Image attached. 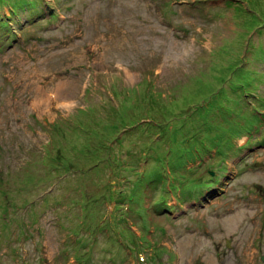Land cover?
<instances>
[{
	"label": "rangeland",
	"instance_id": "obj_1",
	"mask_svg": "<svg viewBox=\"0 0 264 264\" xmlns=\"http://www.w3.org/2000/svg\"><path fill=\"white\" fill-rule=\"evenodd\" d=\"M0 19V264H264V0Z\"/></svg>",
	"mask_w": 264,
	"mask_h": 264
},
{
	"label": "trees",
	"instance_id": "obj_2",
	"mask_svg": "<svg viewBox=\"0 0 264 264\" xmlns=\"http://www.w3.org/2000/svg\"><path fill=\"white\" fill-rule=\"evenodd\" d=\"M29 6V5H28ZM27 5L25 6V7H23V6H19V7H17L18 9H24V8H26V7H28ZM17 10V9H16ZM15 13H17L16 11H15ZM14 15V14H13ZM9 22V19L7 20V19H0V34H1V36H0V40L2 39V37L4 36V32H5V34L7 33H9L10 32V30H9V32H7V29L9 28L8 27V23ZM5 29V30H4ZM3 30V34H2V31ZM9 36V35H8ZM132 124V123H131ZM162 201V200H161Z\"/></svg>",
	"mask_w": 264,
	"mask_h": 264
},
{
	"label": "bare ground",
	"instance_id": "obj_3",
	"mask_svg": "<svg viewBox=\"0 0 264 264\" xmlns=\"http://www.w3.org/2000/svg\"><path fill=\"white\" fill-rule=\"evenodd\" d=\"M54 77H55V76H54ZM21 78H22V77H21ZM51 79H52V78H51ZM20 80H21V79H20ZM67 81H68V80H67ZM50 82H51V81H50ZM61 83H62V81H61ZM70 83H71V82H70ZM66 84H67V86H70V85H68V82H67ZM56 85H57V87H55V88H56L55 90H56V92H57V94H58V91H57V90H58V89H59V90H63V89H61L62 86H60V83H58V84H56ZM65 90H66V89H65ZM39 92H40V91H39ZM40 97H41V96L38 95V96L35 97V99H36V98L39 99ZM44 97H45V96H44ZM44 97H42V101H43ZM58 97H59V96H58ZM54 98L57 99V97H56L55 95H54ZM70 98H71V97H70ZM51 99H52V98H51ZM63 99H64V98H63ZM60 101H61V100H60ZM48 102H49V99H48ZM67 102H68V100H63V101H62L63 104H64V103L66 104ZM39 103H40V101H39ZM39 103H38V104H39ZM68 103H69V102H68ZM34 104H36V106H37V103H36V102H35ZM45 104H46V103H45ZM65 104H64V105H65ZM41 105H42V104H41ZM39 111H40V110H39ZM208 187H209V186H208ZM244 206H245V205H244ZM239 208H241V207H239ZM243 208H244V207H243ZM243 211H244V210H243ZM247 211H248V210H247ZM240 213H241V212H240ZM241 214H242V213H241ZM219 224H220V223H219ZM235 224H237V223H235ZM224 225H225V224H224ZM223 227H225V226H223ZM244 228H245V227H244ZM241 231H242V230H241ZM239 234H240V233H239ZM243 236H244V234H243ZM243 241H244V240H243ZM241 249H242V248H241ZM243 252H244V251H243Z\"/></svg>",
	"mask_w": 264,
	"mask_h": 264
},
{
	"label": "water",
	"instance_id": "obj_4",
	"mask_svg": "<svg viewBox=\"0 0 264 264\" xmlns=\"http://www.w3.org/2000/svg\"><path fill=\"white\" fill-rule=\"evenodd\" d=\"M196 262H198V259H196ZM199 264H203V263H199Z\"/></svg>",
	"mask_w": 264,
	"mask_h": 264
}]
</instances>
